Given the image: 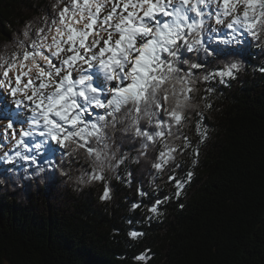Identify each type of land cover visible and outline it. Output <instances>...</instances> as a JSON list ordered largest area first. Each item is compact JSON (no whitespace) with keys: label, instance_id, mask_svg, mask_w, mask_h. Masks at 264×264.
Masks as SVG:
<instances>
[{"label":"snow or ice","instance_id":"6c2138e0","mask_svg":"<svg viewBox=\"0 0 264 264\" xmlns=\"http://www.w3.org/2000/svg\"><path fill=\"white\" fill-rule=\"evenodd\" d=\"M209 29L215 35L206 38ZM213 40L226 47L210 46ZM253 43L264 52V0H53L50 9L16 37L17 50L0 55L5 136L12 130L15 147L25 149L27 138L39 136L42 139L32 147L40 151L50 145L61 162L83 157L92 171L82 172L77 183L103 182L102 201L111 199L105 172L127 159L117 157L113 147L117 141H137L138 158L148 159L150 150L158 152L150 167L156 174L170 170L167 181L180 197L194 173L189 170L178 179L177 156L191 149L195 165L199 155L198 146L193 147L183 131L192 113L200 117L197 145L207 139L203 112L193 102L197 85L217 79L227 85L245 67L239 59L226 60L222 67L195 77L193 70L206 65L185 58V53L202 52L205 60L239 56ZM255 70L264 74V64ZM205 91L210 95L214 89ZM8 97L14 107H9ZM205 108L211 104L205 103ZM16 123L21 124L18 131ZM3 158L10 162L13 157L5 152ZM23 158L36 163L35 156ZM45 162L59 167L55 160ZM158 190L157 186L154 191ZM137 191L141 197L147 195ZM169 199L157 198L147 212L162 215L159 206ZM128 236L135 240L143 233L132 230ZM134 259L147 264L151 256L145 252Z\"/></svg>","mask_w":264,"mask_h":264},{"label":"trees","instance_id":"16d2710c","mask_svg":"<svg viewBox=\"0 0 264 264\" xmlns=\"http://www.w3.org/2000/svg\"><path fill=\"white\" fill-rule=\"evenodd\" d=\"M52 2L0 0V55L17 50L16 37ZM209 35L215 34L209 29ZM210 46L226 47L214 40ZM185 58L205 63V69L193 70L195 77L226 60L239 59L245 67L227 85L218 79L197 85L193 102L203 112L207 139L197 145L200 117L192 113L183 131L199 155L195 165L191 149L177 156V178L194 173L180 197L167 181L170 170L156 174L150 167L158 152L138 158L137 141H117L113 147L117 157L127 159L105 172L111 199L102 201L103 182L77 183L82 172L92 171L83 157L61 162L50 145L40 151L32 147L33 139L27 140L30 150L22 147L16 156L17 151H6L0 130V264H141L134 258L145 252L151 256L147 264H264V74L255 70L264 64V52L253 43L239 56L205 60L201 52L185 53ZM209 87L214 89L210 95ZM5 152L13 157L10 162ZM27 156H35L36 163ZM47 160L59 167H49ZM138 189L147 195L141 197ZM165 196L170 199L159 206L162 215L152 217L147 207ZM133 203L140 207L132 209ZM132 230L143 236L130 239Z\"/></svg>","mask_w":264,"mask_h":264},{"label":"rangeland","instance_id":"374dc122","mask_svg":"<svg viewBox=\"0 0 264 264\" xmlns=\"http://www.w3.org/2000/svg\"><path fill=\"white\" fill-rule=\"evenodd\" d=\"M222 46H224V45H222ZM10 100H11V98L10 97H8V102L10 103ZM12 106V105H11ZM13 119L14 120H16L17 118H16V116L15 117H13ZM6 121V120H5ZM4 120H1V123H0V130H1V132H2V136L4 137V139H5V149H6V151L7 152H13V151H18V150H20L23 146H20V147H15V141L14 140H12L11 139V131L12 130H8V134H7V136H5V133H4ZM8 123V122H7ZM6 123V124H7ZM21 127V124L20 123H16L15 124V128L17 129V131L19 130V128ZM32 138H34V137H30V138H27V139H32ZM9 140H11V146H12V150L9 148V146H8V141ZM31 143L33 144V143H36V141L33 139L32 141H31Z\"/></svg>","mask_w":264,"mask_h":264}]
</instances>
